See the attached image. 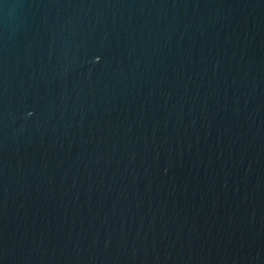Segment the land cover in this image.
Here are the masks:
<instances>
[{
	"label": "water",
	"instance_id": "obj_1",
	"mask_svg": "<svg viewBox=\"0 0 264 264\" xmlns=\"http://www.w3.org/2000/svg\"><path fill=\"white\" fill-rule=\"evenodd\" d=\"M0 264H264V0H0Z\"/></svg>",
	"mask_w": 264,
	"mask_h": 264
}]
</instances>
